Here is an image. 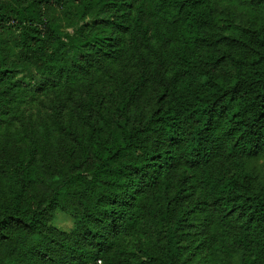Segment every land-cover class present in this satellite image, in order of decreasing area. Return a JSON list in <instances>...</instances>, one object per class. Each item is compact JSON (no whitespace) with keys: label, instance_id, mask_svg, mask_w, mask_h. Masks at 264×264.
I'll return each instance as SVG.
<instances>
[{"label":"trees","instance_id":"1","mask_svg":"<svg viewBox=\"0 0 264 264\" xmlns=\"http://www.w3.org/2000/svg\"><path fill=\"white\" fill-rule=\"evenodd\" d=\"M47 91L55 140L0 138V264H264V0H0V119Z\"/></svg>","mask_w":264,"mask_h":264},{"label":"rangeland","instance_id":"2","mask_svg":"<svg viewBox=\"0 0 264 264\" xmlns=\"http://www.w3.org/2000/svg\"><path fill=\"white\" fill-rule=\"evenodd\" d=\"M49 16L57 19L62 28L65 31H71L75 28V18H76V7L72 6H51L47 10ZM114 65V64H113ZM107 78V75L102 72L101 69H98L90 74L82 75L78 80H76L75 86L76 90H78L79 94L85 93L86 86L88 84L91 85L94 89L99 87L104 79ZM56 93L60 92L61 87L56 86ZM56 93L47 91L38 93L36 98L32 99L30 103H26L24 101H18L11 110L3 115V118L0 119V138L1 139H10L16 130L23 123L33 134L38 137H42L43 130L48 128L50 131V139L55 140L57 135V127L52 124L51 121V111L50 106L52 102L55 100ZM71 107V103L67 105L64 111L68 110ZM90 112L93 115L94 121L101 125L102 128L105 127V123L100 116V113L93 107V105H88ZM108 118H110L111 126L116 127V121H114V117L111 112L105 113ZM75 124L78 127H82V123L80 119L75 116ZM258 167V173L260 177L264 179V157H259L256 161ZM54 176H48V180L53 179ZM3 195L2 189H0V196ZM53 220L55 224L61 228L68 229L73 225V217L66 213L63 210H56L53 214ZM159 225L151 224L150 231L147 230V233L152 232L151 238L152 240L148 241L145 238L146 243L142 245V247L156 248L158 242L155 238L159 235Z\"/></svg>","mask_w":264,"mask_h":264}]
</instances>
